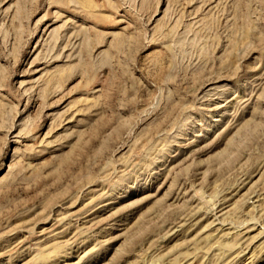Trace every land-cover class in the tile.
Segmentation results:
<instances>
[{"label": "rangeland", "instance_id": "obj_1", "mask_svg": "<svg viewBox=\"0 0 264 264\" xmlns=\"http://www.w3.org/2000/svg\"><path fill=\"white\" fill-rule=\"evenodd\" d=\"M0 264H264V0H0Z\"/></svg>", "mask_w": 264, "mask_h": 264}]
</instances>
